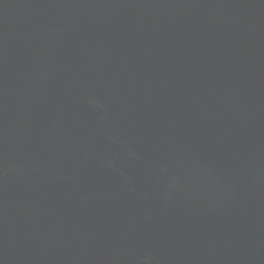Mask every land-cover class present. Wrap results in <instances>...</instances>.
<instances>
[{
  "label": "water",
  "instance_id": "water-1",
  "mask_svg": "<svg viewBox=\"0 0 264 264\" xmlns=\"http://www.w3.org/2000/svg\"><path fill=\"white\" fill-rule=\"evenodd\" d=\"M0 264H264V0H0Z\"/></svg>",
  "mask_w": 264,
  "mask_h": 264
}]
</instances>
